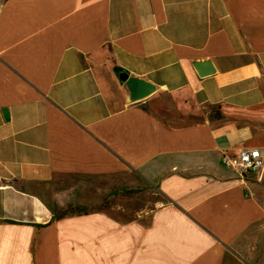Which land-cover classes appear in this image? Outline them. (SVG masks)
Instances as JSON below:
<instances>
[{
  "label": "crops",
  "instance_id": "obj_1",
  "mask_svg": "<svg viewBox=\"0 0 264 264\" xmlns=\"http://www.w3.org/2000/svg\"><path fill=\"white\" fill-rule=\"evenodd\" d=\"M244 148L264 0H0V264H264Z\"/></svg>",
  "mask_w": 264,
  "mask_h": 264
},
{
  "label": "built area",
  "instance_id": "obj_2",
  "mask_svg": "<svg viewBox=\"0 0 264 264\" xmlns=\"http://www.w3.org/2000/svg\"><path fill=\"white\" fill-rule=\"evenodd\" d=\"M220 163L223 168L246 178L248 175H259L263 171L264 156L256 148H244L236 155H223Z\"/></svg>",
  "mask_w": 264,
  "mask_h": 264
},
{
  "label": "water",
  "instance_id": "obj_3",
  "mask_svg": "<svg viewBox=\"0 0 264 264\" xmlns=\"http://www.w3.org/2000/svg\"><path fill=\"white\" fill-rule=\"evenodd\" d=\"M204 71H209V69L208 70L204 69ZM117 77L121 83H124L128 79L127 74L122 71L119 72ZM130 87H131V96L133 100H140L146 97L150 93V89L146 87L144 84L139 82H130Z\"/></svg>",
  "mask_w": 264,
  "mask_h": 264
},
{
  "label": "rangeland",
  "instance_id": "obj_4",
  "mask_svg": "<svg viewBox=\"0 0 264 264\" xmlns=\"http://www.w3.org/2000/svg\"><path fill=\"white\" fill-rule=\"evenodd\" d=\"M127 192H122V193H119V192H116L114 195H111V197H108L109 199H105L104 201H103V203L101 204V205H99V206H97V208L98 209H105V208H108L110 205L109 204H112V203H114L115 201V199H119V198H122V197H129V196H131L130 194H126Z\"/></svg>",
  "mask_w": 264,
  "mask_h": 264
},
{
  "label": "trees",
  "instance_id": "obj_5",
  "mask_svg": "<svg viewBox=\"0 0 264 264\" xmlns=\"http://www.w3.org/2000/svg\"><path fill=\"white\" fill-rule=\"evenodd\" d=\"M79 213H81V212H79V211L76 212V211H73L71 209H64V210L60 211L57 215H55L54 218L58 219V218H62L64 216H66L67 214H79ZM84 213H86V212H84Z\"/></svg>",
  "mask_w": 264,
  "mask_h": 264
}]
</instances>
